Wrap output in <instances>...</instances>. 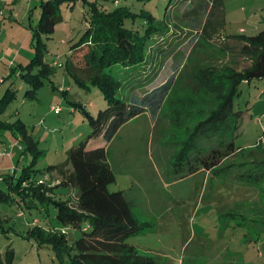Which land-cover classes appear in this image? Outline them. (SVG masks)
I'll use <instances>...</instances> for the list:
<instances>
[{"label": "rangeland", "instance_id": "1", "mask_svg": "<svg viewBox=\"0 0 264 264\" xmlns=\"http://www.w3.org/2000/svg\"><path fill=\"white\" fill-rule=\"evenodd\" d=\"M40 1L0 0V69L3 75L8 69L11 72L14 61L17 63L15 58L25 60L34 49L32 33L40 16ZM118 1L135 12L145 10L160 20L167 18L169 24V32L160 41L163 51L151 57L146 66L143 64L130 72L124 94L144 96L173 74L178 76L156 117L146 110L128 120L106 147L107 159L116 174V181L109 189L125 192L133 201L142 224V230L127 242L135 245L140 254L153 257L156 264H264V163L260 168L255 167L264 159V77L243 83L241 95L235 101L236 109H243L248 118L242 122L235 138V145L241 151L223 158L210 172L205 168L207 171L186 176L183 175L187 166L176 165L175 159L182 141L188 137L189 127L216 104L214 93L191 86V76L208 66L215 68V78L227 83V73L251 65V60L240 54L242 43L233 40L231 35H253L264 29V0ZM109 5L115 6L116 2L111 0ZM87 9L82 0L73 7H63V20L57 23L54 34L47 41L46 57L50 61H66L71 45L86 29ZM139 22L137 27H140ZM75 34V39H71ZM76 72L85 77L82 69ZM49 78L57 87L60 84L64 89L70 87L69 99L78 98L75 93L79 91L83 97L81 100L80 96L79 101L93 115L107 107L98 87H80L65 68L55 67V73ZM39 94L41 100L27 101L25 109L19 105L20 94L3 119H10L17 106L29 124H37L40 118L55 119L56 124L50 129L41 125L37 128L42 154L35 165L40 169L39 177L55 186L61 182L55 167L67 160L68 149L89 135L91 127L80 112L70 113L63 93L52 90L50 79ZM52 105L63 107L60 116H69V122L64 123L56 112H51ZM28 106L34 110L27 109ZM67 111L69 113H65ZM0 134L4 139L13 135L9 128H1ZM221 141L217 134L206 135L203 142L200 139L193 146L196 148L193 155L200 161ZM16 152L15 148L12 154ZM11 155L2 158L7 161ZM31 159L29 155L27 160L20 161V169ZM251 160L253 165H233ZM249 167L261 178L260 182L255 176L243 175ZM10 170L14 172L15 165ZM63 198L77 203L78 190L72 188ZM22 209L16 203L0 204V254L5 255L7 249L13 250L12 264H58L55 250L48 242L39 243L37 233L33 232L37 226L52 227L47 221L53 217L44 215L36 223L30 211L20 216ZM33 211L38 216L39 211ZM56 225L62 228L60 223Z\"/></svg>", "mask_w": 264, "mask_h": 264}, {"label": "trees", "instance_id": "2", "mask_svg": "<svg viewBox=\"0 0 264 264\" xmlns=\"http://www.w3.org/2000/svg\"><path fill=\"white\" fill-rule=\"evenodd\" d=\"M78 1L81 0L41 1V15L33 26V55L26 64H18L11 70L10 77L18 72L16 80L21 83L12 82L0 97V129L9 128L21 137L23 153L32 156L19 174L15 171L9 175L2 174L5 176L0 181V204L16 203L17 207L23 208L19 213L23 216L26 210L32 212L36 223L44 215L53 217L47 221L52 227L44 229L37 226L33 232L37 233L39 243L48 242L55 250L58 264H156L153 257L140 254L135 245L127 242L129 237L142 230V224L124 191L109 189L116 181V174L107 159L106 147L128 120L146 110L156 117L176 85L178 76L173 74L144 96L124 94L130 72L143 64L146 66L151 57L163 51L160 41L169 32L167 18L160 20L145 10L135 12L129 5H120L118 0H113L115 6L109 5L111 0H105V3L82 0L88 8V15L84 16L88 24L80 39L71 46L63 65L80 87H98L107 107L93 115L81 102L70 101L73 109L87 120L91 132L80 143L70 147L67 160L55 167L61 176L57 185H49L48 179L39 177L40 169L35 165L42 150L32 130L19 118L10 123L2 117L20 94L29 101L38 99L47 79H50L52 90L58 89L49 78L55 73V67L46 58L47 41L54 34L57 23L63 20V7H73ZM138 22L140 27L136 26ZM231 38L242 43L240 54L249 58L251 65L241 71L231 70L226 74L227 83L222 78H215V68L208 66L191 76V86L214 93L216 104L206 109L202 118L189 127L188 137L175 154L176 165L188 168L183 176L197 172L202 165V168L210 170L223 158L241 151L235 145V138L247 113L236 109L235 101L241 95L243 83L264 77V29L253 35L241 33L231 35ZM79 69L85 77L76 72ZM121 69L126 74L120 73ZM216 134L221 136L222 143L199 161L193 155L196 149L193 146L200 139L203 142L206 135ZM203 151L205 147L202 146ZM252 161L233 165H253ZM263 163L264 159H261L255 167L260 168ZM243 175L255 176L258 182L261 181L251 167ZM72 188L78 190L77 203L63 198ZM34 209L39 211L38 216ZM56 223H60L62 228H58ZM13 258V250L7 249L5 255L0 254V264H12Z\"/></svg>", "mask_w": 264, "mask_h": 264}, {"label": "crops", "instance_id": "3", "mask_svg": "<svg viewBox=\"0 0 264 264\" xmlns=\"http://www.w3.org/2000/svg\"><path fill=\"white\" fill-rule=\"evenodd\" d=\"M42 1V0H41ZM41 1H40V3H41ZM39 6H40V4H39ZM40 8V15H41V7H39ZM39 18H40V16H39ZM2 19H0V21H1ZM39 20V19H38ZM244 31V30H243ZM75 36H76V34L74 35V37H72L71 39H75ZM77 41H75L73 44H75ZM72 46V45H71ZM20 52H21V49L19 50ZM68 52H70V50L68 51ZM68 54V53H67ZM16 55V54H15ZM32 55H33V50L30 52V55H29V57H27L25 60H19V61H17V58H15L16 59V62L17 63H15V61H14V66L12 67V68H15L18 64H26L28 61H30V59H31V57H32ZM47 58V57H46ZM10 60H13V59H10ZM47 60H49L48 58H47ZM50 61V60H49ZM1 63V62H0ZM8 67H10V64L8 63ZM3 71H2V69H0V97L4 94V92L6 91V89H8L9 88V86H10V84H12V82H14V81H16V84H18V82H20V80L19 81H17L16 79H18V72L14 75V76H12V77H10V75H11V72L9 71V69H8V71L5 73V75H3V73H2ZM2 78H4V80L3 81H1V79ZM53 82V81H52ZM21 83V82H20ZM54 84H55V82H53ZM56 85V84H55ZM57 90V89H56ZM63 90H67V92H64L63 93ZM55 91V90H54ZM58 91H61L62 93H63V95H64V98H65V101L67 102V104H68V107H69V111H70V113H72V112H76V110H74L73 109V107L71 106V103H70V101H79V99H80V96L82 97V94H80V92L79 91H77L76 93H75V95H77L78 96V98H76V99H69L68 98V94H69V92H70V87L68 86L66 89H64V87H63V85L62 84H60L59 86H58ZM43 93V92H42ZM74 94V93H73ZM40 95L41 94H38V101H40L41 100V98H40ZM20 96H22V95H20ZM81 100H83V97H82V99ZM27 101H29V100H26L25 98H23V96H22V101H21V103L19 104V105H21L22 106V108L23 109H25V107H26V103H27ZM35 101V100H34ZM33 101H31L30 103H32ZM80 102V101H79ZM52 106H54V105H52ZM52 106H51V108H50V111L51 112H53V113H55L54 111H52ZM18 107H20V106H17L16 108V110L14 111V114H12V115H10V119H7L6 118V121L7 122H10V123H12V122H14L17 118H19V119H21L27 126H28V128L29 129H31L32 130V133H33V135H34V137H35V139H37L38 141H39V143H40V139L39 138H37V136H36V134H37V128H38V126L39 125H41V126H44L46 129H50V126H53L52 124H56V123H54V120L55 119H53V120H48V119H45V118H40L39 119V121H37V124H34V123H28V121H27V119L26 118H24L23 117V115H21V112H19L18 111ZM27 109H32V110H34V107H32V106H28V108ZM37 112V114H42L40 111H36ZM63 112H60V113H55V115H59V116H57L59 119L61 118V120H64V123L65 122H67L69 119H68V117H61L60 115L62 114ZM65 113H69L68 111L67 112H65ZM31 114V113H30ZM5 116H6V113L4 114ZM4 115L2 116V117H4ZM34 115V114H33ZM50 114H47V116H49ZM69 115V114H68ZM63 118V119H62ZM245 119H248L247 117L245 118ZM69 122V121H68ZM32 124V125H31ZM32 126V127H31ZM53 129H55V127L53 128ZM13 135L12 136H10L9 137V139H4V137L2 138V134H0V152L3 150V148L6 146V145H10L12 142H14L15 140H17V138H18V136H16L14 133H12ZM15 155V156H14ZM14 156V157H13ZM29 156V154H24L23 153V150H18V152H16L15 154H12L11 155V158H9V160H7L6 161V159L4 158H2V157H4V156H1V158H0V173L1 174H5V175H9V174H12L10 171V169L12 168V165H15V168H16V170H18L19 172H20V167L18 166V163L20 162V161H24V160H27V157ZM2 159H3V161H2ZM22 159V160H21ZM15 170V171H16ZM18 171H16V174H19V173H17ZM201 171H207L205 168H201L200 170H198L197 172H201ZM197 172H194L193 174H195V173H197ZM207 172H210V170H208ZM193 174H191V175H193ZM5 175H3V176H5ZM125 193V192H124ZM125 196L127 197V195L125 194ZM127 199L130 201V202H132L133 203V201L131 200V199H129L128 197H127ZM134 205V204H133ZM136 212V211H135ZM20 214V213H19ZM137 214V213H136ZM138 216V215H137ZM29 216H27V217H25V218H28ZM27 221H29V218L27 219Z\"/></svg>", "mask_w": 264, "mask_h": 264}, {"label": "built area", "instance_id": "4", "mask_svg": "<svg viewBox=\"0 0 264 264\" xmlns=\"http://www.w3.org/2000/svg\"><path fill=\"white\" fill-rule=\"evenodd\" d=\"M53 63H54L55 65H61V63L58 62V61H54ZM1 81H2V79H1ZM52 110H53L54 112H56V113H60V112H62L63 107H61V106H52ZM15 148L18 149V150H23V145H22V142H21V137H18L17 140H16V142L11 143L10 145H6V146H5V147L3 148V150L0 152V158H1V156H3V155H11L12 152H13V150H14ZM2 180H3V176H2V174L0 173V181H2ZM20 215H22V213H20Z\"/></svg>", "mask_w": 264, "mask_h": 264}, {"label": "clouds", "instance_id": "5", "mask_svg": "<svg viewBox=\"0 0 264 264\" xmlns=\"http://www.w3.org/2000/svg\"><path fill=\"white\" fill-rule=\"evenodd\" d=\"M54 61H57V60H54ZM54 61H52V60L50 61L54 67H60V66H61V67L65 68V66L63 65V62H62V61L58 60V62H60L61 65H55V64L53 63ZM3 80H4V78H2V81H3ZM62 111H63V110H62ZM21 216H22V215H21Z\"/></svg>", "mask_w": 264, "mask_h": 264}]
</instances>
